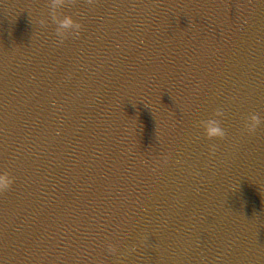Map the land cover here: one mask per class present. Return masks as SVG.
Returning a JSON list of instances; mask_svg holds the SVG:
<instances>
[{
	"label": "clouds",
	"instance_id": "1",
	"mask_svg": "<svg viewBox=\"0 0 264 264\" xmlns=\"http://www.w3.org/2000/svg\"><path fill=\"white\" fill-rule=\"evenodd\" d=\"M67 3V0H50L51 16L52 21L56 25V33L62 39L65 37L66 33L78 34L82 25L77 23L71 16L62 15L59 11ZM43 22V21H42ZM223 113L217 111L215 113L216 117L222 116ZM260 124V119L258 116L250 117L246 124V129L248 132H255L256 128ZM201 127L204 130L205 136L209 139L223 138L224 132L220 127L218 119H209L207 121L201 122ZM14 183V178L8 173H0V193L9 190ZM109 255H111V250H109Z\"/></svg>",
	"mask_w": 264,
	"mask_h": 264
}]
</instances>
